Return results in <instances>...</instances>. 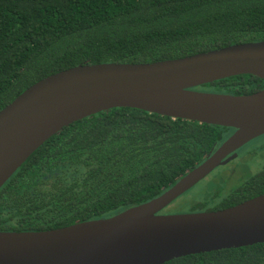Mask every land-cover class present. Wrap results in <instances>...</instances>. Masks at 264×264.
Segmentation results:
<instances>
[{
    "label": "trees",
    "instance_id": "trees-1",
    "mask_svg": "<svg viewBox=\"0 0 264 264\" xmlns=\"http://www.w3.org/2000/svg\"><path fill=\"white\" fill-rule=\"evenodd\" d=\"M261 41L264 0H0V111L39 81L80 65L154 63ZM204 88L243 96L264 89V81L243 75L195 90ZM231 132L131 108L76 122L0 189V231L56 230L148 203ZM258 157L256 168L242 163L211 180L186 212L224 210L264 195V152ZM166 264H264V243Z\"/></svg>",
    "mask_w": 264,
    "mask_h": 264
},
{
    "label": "water",
    "instance_id": "water-1",
    "mask_svg": "<svg viewBox=\"0 0 264 264\" xmlns=\"http://www.w3.org/2000/svg\"><path fill=\"white\" fill-rule=\"evenodd\" d=\"M243 75L264 81V41L154 63L80 65L24 91L0 111V189L64 128L117 108L235 132L148 203L56 230L0 231V264H166L263 244L264 195L219 211L163 213L264 136V89L243 96L195 90Z\"/></svg>",
    "mask_w": 264,
    "mask_h": 264
},
{
    "label": "rangeland",
    "instance_id": "rangeland-1",
    "mask_svg": "<svg viewBox=\"0 0 264 264\" xmlns=\"http://www.w3.org/2000/svg\"><path fill=\"white\" fill-rule=\"evenodd\" d=\"M204 92H211L212 90L208 88H204ZM212 93V92H211ZM250 149L257 150L258 156L262 152H264V137L261 139H258L254 142H252L246 149L241 151L240 155L241 158H244V160L239 162H233L232 166L235 167V165H241L242 163L248 164L252 168H256L259 166L260 162L258 160V156L250 157L251 151ZM220 174L219 172L213 174L211 177H215ZM211 180V179H210ZM212 183V182H210ZM209 183L202 182L201 184H198L195 188L187 192L184 196L179 198L177 201L172 203L165 211V214H184L188 213V211L191 207L190 205L193 203H196V201L201 200L204 198V193L207 190V186Z\"/></svg>",
    "mask_w": 264,
    "mask_h": 264
},
{
    "label": "flooded vegetation",
    "instance_id": "flooded-vegetation-1",
    "mask_svg": "<svg viewBox=\"0 0 264 264\" xmlns=\"http://www.w3.org/2000/svg\"><path fill=\"white\" fill-rule=\"evenodd\" d=\"M234 132H235V130H234ZM234 132H231V133H230V136L233 135ZM263 137H264V136H262V137H260V138H257V139H255V140H253L252 142H254V141L258 140V139H261V138H263ZM252 142H250L249 144H247L246 146H244L243 148H241L240 150L237 151L238 156H237V158H236L235 160L231 161V162L228 163L227 165L221 166V167H219L218 169H216V171H215L213 174H215V173H217V172L220 173V174H218V175L216 176V178H215V177H211V176H213V174H212V175H210L208 178H206V179H205L204 181H202V182L209 183L211 180H214V179H215V181H218V180H221V178L224 177L226 174H230L231 171H232V173H233L234 171H236L235 167L232 166V163H233V162H237V161H239V160L241 159V155H240L241 151H243L244 149H246V148H247ZM210 179H211V180H210ZM202 182H201V183H202ZM201 183H199V184H201ZM165 211H166V210H165ZM165 211H164L163 213H165Z\"/></svg>",
    "mask_w": 264,
    "mask_h": 264
}]
</instances>
